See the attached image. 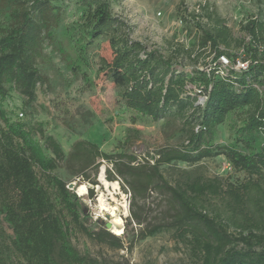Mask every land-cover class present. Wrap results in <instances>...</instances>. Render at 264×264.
<instances>
[{"label": "trees", "instance_id": "16d2710c", "mask_svg": "<svg viewBox=\"0 0 264 264\" xmlns=\"http://www.w3.org/2000/svg\"><path fill=\"white\" fill-rule=\"evenodd\" d=\"M81 4L87 12L85 37L110 36L113 59L104 61V71L126 106L155 121L172 108L182 116L191 110L187 141L160 149L152 162L125 151L106 153L87 140L74 142L66 153L40 123L10 120L1 101L9 95L7 85L31 107L37 87L48 82L38 60L54 40L63 9L55 0H0V13L9 15L0 36V264H124L99 260L74 245L78 231L112 249L124 248L122 238L100 224L97 230L86 225L81 198L57 173L65 167L78 185L95 187L103 163L112 166L106 168L107 181H118L130 195V220L139 226L145 223L140 201L153 192L167 198L164 221L142 227L137 239L170 232L189 247L194 264H264V24L253 19L243 25L251 38L239 42L245 52L241 60L248 62L243 71L234 68L238 58L220 49L230 45L228 29L200 26V46L212 48L215 57L190 75L175 70L172 57L129 39L112 15L110 0ZM222 57L232 65L223 66ZM200 96L207 97L204 104L198 103ZM230 115L242 123L236 142L214 144L216 128ZM218 156L245 178L234 183L185 175L173 185L161 170L173 162L196 164ZM88 193L94 198V188Z\"/></svg>", "mask_w": 264, "mask_h": 264}, {"label": "rangeland", "instance_id": "374dc122", "mask_svg": "<svg viewBox=\"0 0 264 264\" xmlns=\"http://www.w3.org/2000/svg\"><path fill=\"white\" fill-rule=\"evenodd\" d=\"M55 2L63 9L62 20L53 42L45 46L38 60V67L48 82L37 87V100L31 107H25L23 97L12 85H7L9 95L1 101L10 120L40 123L66 153L74 142L87 140L96 143L106 153L125 151L139 160L152 162V157L160 149L182 147L190 129L186 122L191 110L182 116L177 114L176 108H172L163 118L155 121L129 109L119 89L105 75L104 61L110 63L113 59L109 34L91 41L85 37L87 12L81 0ZM110 3L112 15L122 22V31L129 39L141 42L147 51L157 50L166 58L172 57L173 68L190 75L196 70H205L213 64L215 57L212 48L203 49L200 46L203 34L200 26L211 30L226 27L230 45L221 44L220 49L236 59L245 54L239 42H251L243 25L253 19L264 24V0H110ZM8 25L9 15L1 12L0 36ZM20 113L24 116L20 117ZM237 117L230 115L216 128L212 137L214 144L224 146L236 142V130L242 126ZM36 139L40 142L39 136ZM261 142L264 143L263 138ZM108 167L112 168L103 163L97 178L99 185L95 187L84 181L78 185V180L65 167L57 170L62 179L76 184L74 189L69 190L81 198L89 228L97 230L99 224L106 228L107 222L115 221L100 207L102 194L108 204H116L113 196L127 207V215H124L123 209L118 212L123 220L119 226L122 233L117 234L114 227L111 230L122 238L123 249H112L78 231L72 237L77 249L99 260L124 264H194L189 247L177 241L170 232L137 239L142 227L164 221L168 210L167 198L153 192L145 202L140 201L145 223L139 226L130 220V195L125 194L120 183L108 181L119 185L114 190L112 186L106 188L101 182V173L107 180ZM161 170L173 185L183 180L185 175L220 178L234 183L245 178L224 156L204 159L196 164L173 162L162 166ZM81 185L87 186L88 190L94 188V198L89 197L88 190L80 194L78 188Z\"/></svg>", "mask_w": 264, "mask_h": 264}, {"label": "bare ground", "instance_id": "6f19581e", "mask_svg": "<svg viewBox=\"0 0 264 264\" xmlns=\"http://www.w3.org/2000/svg\"><path fill=\"white\" fill-rule=\"evenodd\" d=\"M100 176H101L100 177L101 182L103 183V185L106 188L112 186L114 188V190H117V188L119 186L117 183H109L106 179H104V176H103L102 173H101ZM87 190H88L87 186H85V185H82V186H80L78 188L79 193L82 194V195L84 193H86ZM112 200H113V202L116 203L113 206L107 203L105 197L102 194V196L99 199V204H100V207H101L103 212H107L108 214H110V216L112 218L115 219V221H113V223H112L113 227H114V230H115V232L117 234H121L122 233V229L119 226L122 224L123 220L118 216L119 215L118 212L122 211L121 209H123L124 210V215H127V213H128L127 207H126L125 204L117 202L116 199L113 196H112Z\"/></svg>", "mask_w": 264, "mask_h": 264}, {"label": "built area", "instance_id": "2783aa9c", "mask_svg": "<svg viewBox=\"0 0 264 264\" xmlns=\"http://www.w3.org/2000/svg\"><path fill=\"white\" fill-rule=\"evenodd\" d=\"M221 62L223 63V66H225V67H226V66H227V67H230V66L232 65V64L228 61V59H227L226 57H222V58H221ZM234 68H235L236 70H238V71L246 70V69L248 68V62L241 60V58H238L236 64L234 65ZM188 88H189V89H191V88H194V89H195V87H193V86H191V85H189ZM206 100H207V97H205V96H200L199 99H198V103H199V104H204ZM19 115H20V117H23V116H24L23 113H20Z\"/></svg>", "mask_w": 264, "mask_h": 264}, {"label": "water", "instance_id": "95a60500", "mask_svg": "<svg viewBox=\"0 0 264 264\" xmlns=\"http://www.w3.org/2000/svg\"><path fill=\"white\" fill-rule=\"evenodd\" d=\"M75 186H76L75 183H70L69 186H68V188H69V189H74ZM88 187H91V186L89 185ZM112 227H113V224H112L111 222H107V223H106V229H107L108 231H111V230H112Z\"/></svg>", "mask_w": 264, "mask_h": 264}]
</instances>
